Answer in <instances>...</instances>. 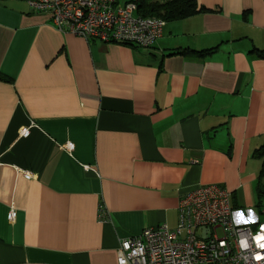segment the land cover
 I'll return each mask as SVG.
<instances>
[{"label": "crops", "instance_id": "0c3cea01", "mask_svg": "<svg viewBox=\"0 0 264 264\" xmlns=\"http://www.w3.org/2000/svg\"><path fill=\"white\" fill-rule=\"evenodd\" d=\"M28 1L0 0V264H117L197 185L240 222L264 207V0H196L148 48L61 32Z\"/></svg>", "mask_w": 264, "mask_h": 264}, {"label": "built area", "instance_id": "2783aa9c", "mask_svg": "<svg viewBox=\"0 0 264 264\" xmlns=\"http://www.w3.org/2000/svg\"><path fill=\"white\" fill-rule=\"evenodd\" d=\"M28 3L50 14L57 30L87 41L148 48L161 36L165 24L161 17L138 14L135 1ZM235 212L230 192L217 184L197 185L179 199L175 227L162 223L122 238L117 264H264V207L245 222L238 221Z\"/></svg>", "mask_w": 264, "mask_h": 264}, {"label": "trees", "instance_id": "16d2710c", "mask_svg": "<svg viewBox=\"0 0 264 264\" xmlns=\"http://www.w3.org/2000/svg\"><path fill=\"white\" fill-rule=\"evenodd\" d=\"M136 3L138 14L142 16H158L166 21L183 19L197 12L206 10L205 8L199 6L196 0H140ZM216 48L217 47L202 50L183 49L178 52L183 55L205 57L213 53ZM254 51H256L260 56L264 57V50L254 49ZM252 154L254 157L261 160V167L257 182V196L259 198L257 206L261 207L260 198L264 193V190L261 187V180L264 178V140L259 147L254 149Z\"/></svg>", "mask_w": 264, "mask_h": 264}, {"label": "rangeland", "instance_id": "374dc122", "mask_svg": "<svg viewBox=\"0 0 264 264\" xmlns=\"http://www.w3.org/2000/svg\"><path fill=\"white\" fill-rule=\"evenodd\" d=\"M262 186H263V189H264V179H263V185H262ZM261 196H262V197H261V200H262L263 205H264V193H263ZM244 210H245V211H244V213H245V212H247L248 209L245 208ZM251 211H252L253 213H255V212H256V208H255V207H251Z\"/></svg>", "mask_w": 264, "mask_h": 264}, {"label": "snow or ice", "instance_id": "6c2138e0", "mask_svg": "<svg viewBox=\"0 0 264 264\" xmlns=\"http://www.w3.org/2000/svg\"><path fill=\"white\" fill-rule=\"evenodd\" d=\"M240 215V218L243 219V215L242 214H239Z\"/></svg>", "mask_w": 264, "mask_h": 264}]
</instances>
